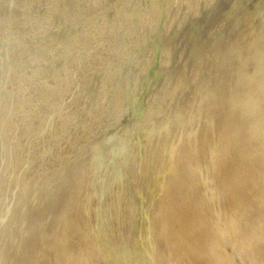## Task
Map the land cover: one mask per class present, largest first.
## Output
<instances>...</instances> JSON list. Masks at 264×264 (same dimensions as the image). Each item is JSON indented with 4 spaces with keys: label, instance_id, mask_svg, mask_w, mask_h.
Masks as SVG:
<instances>
[{
    "label": "rangeland",
    "instance_id": "rangeland-1",
    "mask_svg": "<svg viewBox=\"0 0 264 264\" xmlns=\"http://www.w3.org/2000/svg\"><path fill=\"white\" fill-rule=\"evenodd\" d=\"M42 262L264 264V0H0V264Z\"/></svg>",
    "mask_w": 264,
    "mask_h": 264
},
{
    "label": "bare ground",
    "instance_id": "bare-ground-1",
    "mask_svg": "<svg viewBox=\"0 0 264 264\" xmlns=\"http://www.w3.org/2000/svg\"><path fill=\"white\" fill-rule=\"evenodd\" d=\"M224 3V2H223ZM218 4H219V2H218ZM216 5H217V3H216ZM226 5V4H225ZM228 5H230V4H228ZM242 6V5H241ZM246 6V5H245ZM219 8V7H218ZM218 8H216V9H218ZM239 8V7H238ZM53 9V8H52ZM227 9V8H226ZM236 10H237V8H235ZM215 10V9H214ZM219 10H221L222 11V9H219ZM242 10V9H241ZM240 10V11H241ZM54 11H56V10H54ZM217 11V10H216ZM218 12V11H217ZM228 12H229V10H228ZM214 13V12H213ZM233 13V12H232ZM231 12H230V14H232ZM222 14V13H221ZM245 14V13H244ZM236 15V14H235ZM201 17V16H200ZM213 17V16H212ZM241 17V16H240ZM230 18L232 19V17L230 16ZM214 19H215V17H214ZM237 19V18H236ZM212 20V19H211ZM261 20V19H260ZM67 21V20H66ZM207 21H209L208 19H207ZM218 21V20H217ZM223 21V20H222ZM231 21V20H230ZM238 21V20H237ZM206 22V21H205ZM206 23H208V22H206ZM229 23V22H228ZM255 23V22H254ZM66 24V23H65ZM189 24H190V22H189ZM239 24V23H238ZM187 25V24H186ZM215 25V24H214ZM218 25V24H217ZM216 25V26H217ZM225 25V24H224ZM239 25H241V24H239ZM245 25H247V24H245ZM255 25V24H254ZM263 25V24H262ZM238 26V25H237ZM259 26V25H258ZM185 27V26H184ZM188 27H189V25H188ZM223 28V27H222ZM238 28V27H237ZM236 28V29H237ZM184 29V28H183ZM225 30V29H224ZM243 30V29H242ZM73 31V30H72ZM187 32V31H186ZM259 32V31H258ZM181 33V32H180ZM246 33H248V31L246 32ZM183 34V33H182ZM253 36V35H252ZM170 38V37H169ZM251 38V37H250ZM249 38V39H250ZM253 38V37H252ZM69 39V38H68ZM248 39V40H249ZM137 40V39H136ZM246 40V39H245ZM247 42V41H246ZM212 49V48H211ZM109 68V67H108ZM124 68H125V66H124ZM198 70V69H197ZM196 73V72H195ZM106 77V76H105ZM103 80V79H102ZM249 81V80H248ZM251 81V80H250ZM102 82V81H101ZM100 83V82H99ZM187 83V82H186ZM116 84V83H115ZM82 85H84V84H82ZM75 86V85H74ZM193 87V86H192ZM74 88V87H73ZM83 88V87H82ZM112 88V87H111ZM80 89V88H79ZM72 90V89H71ZM103 90V89H102ZM82 92V91H81ZM84 92H86V91H84ZM89 92V91H88ZM73 93H74V91H73ZM100 93H101V91H100ZM107 94V93H106ZM103 95V94H102ZM84 96V95H83ZM85 96H86V94H85ZM78 97V96H77ZM79 98V97H78ZM89 98H90V96H89ZM98 98V97H97ZM100 98V97H99ZM55 99H57V97L55 98ZM55 99L53 100V101H55ZM106 99V98H105ZM74 100H77L76 98L74 99ZM82 100H84L83 98H82ZM73 103H75V102H73ZM73 103H71V104H73ZM83 103H84V101H83ZM90 103V102H89ZM54 104V103H53ZM93 104V103H92ZM98 107H100L99 105H98ZM57 108V107H56ZM66 108V107H65ZM80 108V107H79ZM84 108V107H83ZM41 109V108H40ZM81 109V108H80ZM79 109V110H80ZM58 110H60V109H58ZM45 111V110H44ZM85 112V111H84ZM95 112V111H94ZM93 112V113H94ZM40 113H42V112H40ZM45 113H47V111H45ZM49 113V112H48ZM91 113V112H90ZM39 116H41V115H39ZM62 116V115H61ZM67 116V115H66ZM41 118V117H40ZM39 118V120L41 121V119ZM45 118V117H44ZM63 118H64V116H63ZM37 119V118H36ZM50 119V118H49ZM45 120V119H44ZM129 120V119H128ZM150 120V119H149ZM65 122V121H64ZM39 123V122H38ZM145 123V122H144ZM34 124H36V123H34ZM41 125H42V122H41ZM127 128V127H126ZM152 129V128H151ZM36 130V129H35ZM35 133H37V132H35ZM33 134V133H32ZM125 134V133H124ZM104 146H105V144H104ZM175 149V148H174ZM6 159H7V157H6ZM175 159V158H174ZM19 167V166H18ZM24 172V171H23ZM137 172V171H136ZM142 173V172H141ZM145 175V174H144ZM130 179V178H129ZM67 184V183H66ZM89 185V184H88ZM20 188V187H19ZM56 188V187H55ZM246 188V187H245ZM244 188V189H245ZM56 191H58V190H56ZM51 194V193H50ZM127 194V193H126ZM55 195H57L56 194V192H55ZM58 196V195H57ZM20 197V196H19ZM58 197H60V196H58ZM8 198H10V197H8ZM88 198V197H87ZM62 199V198H61ZM20 200V199H19ZM88 200V199H87ZM21 201V200H20ZM87 203V202H86ZM66 205H68V204H66ZM65 205V206H66ZM78 206V205H77ZM32 207H33V205H32ZM67 209V208H66ZM149 215V214H148ZM8 216V215H7ZM54 217V216H53ZM56 217V216H55ZM9 219V218H8ZM51 221H53L54 222V220L53 219H50ZM55 221H56V219H55ZM56 223V222H55ZM51 224V223H50ZM49 224V225H50ZM52 225H54L55 226V224L53 223ZM58 225V224H57ZM56 229V228H55ZM50 230H52V229H50ZM54 231H56V230H54ZM52 233V232H51ZM54 234H56L55 232H54ZM54 234H53V236H54ZM55 237V236H54ZM47 238H48V236H47ZM48 240H49V238H48ZM47 240V241H48ZM50 241V240H49ZM48 243V242H47ZM51 244V243H50ZM50 246V245H49ZM47 247V246H46ZM49 251V250H48ZM46 253H47V251H46ZM45 253V255H47ZM44 256V255H43ZM48 256V258H49V255H47ZM50 257H51V254H50ZM44 257H42V259H43ZM41 259V260H42ZM46 259V258H45ZM44 259V260H45ZM46 262H47V259H46ZM42 264H43V262H42Z\"/></svg>",
    "mask_w": 264,
    "mask_h": 264
}]
</instances>
